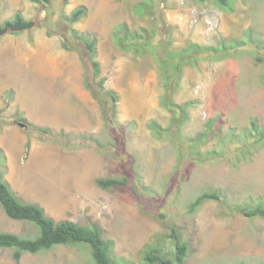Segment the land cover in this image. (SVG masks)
I'll list each match as a JSON object with an SVG mask.
<instances>
[{
    "label": "rangeland",
    "instance_id": "obj_1",
    "mask_svg": "<svg viewBox=\"0 0 264 264\" xmlns=\"http://www.w3.org/2000/svg\"><path fill=\"white\" fill-rule=\"evenodd\" d=\"M17 14L34 26L0 35V173L14 194L55 221L99 225L115 264H147L150 245L172 259L173 229L182 264H264V219L231 211L264 204V146L243 155L236 143L250 119L264 126V0H0L1 27ZM72 32L95 40L100 100L114 92L115 108L86 89L91 66ZM136 33L152 48L125 51L118 39ZM193 44L209 49L184 54ZM167 55L179 64L169 87ZM165 99L187 107L181 126ZM110 178L126 182L96 184ZM203 192L219 199L189 212ZM0 232L35 227L0 207ZM12 253L0 248V264H96L88 244Z\"/></svg>",
    "mask_w": 264,
    "mask_h": 264
},
{
    "label": "trees",
    "instance_id": "obj_2",
    "mask_svg": "<svg viewBox=\"0 0 264 264\" xmlns=\"http://www.w3.org/2000/svg\"><path fill=\"white\" fill-rule=\"evenodd\" d=\"M198 3H204L207 0H194ZM227 0H216L220 7L226 5ZM30 2L38 3L39 0H30ZM138 9V8H137ZM144 12V11H140ZM85 14L84 7H77L71 14L68 15L67 21L69 23H75L80 20ZM23 20L22 17L17 14L13 22ZM9 23V22H7ZM124 29V28H123ZM156 29V30H155ZM152 36L157 31V27L152 28ZM74 38L83 44L84 49L87 53L88 60L91 66L92 78L90 82L85 84L86 89H88L96 100L102 111L104 110L105 97L111 99L112 108H115L117 103V96L114 92H108L109 98L105 95L100 100V94H102L104 89V78L101 75L100 63L97 60L96 52V42L94 39H90L85 35H78L72 32ZM150 37H145L136 33L134 36H123L122 39H118L120 43L125 46V51H133V53L143 52L150 46L152 48V39ZM65 41L62 38V42ZM67 47V46H65ZM205 48L203 50H208ZM198 51L199 46L193 44L189 46L186 52ZM212 52L218 53L217 49H210ZM183 56V55H182ZM172 67L177 68L179 64L175 63V59L171 55H167V59L160 63V68L165 85L169 87V83L174 73ZM164 106L173 113V123L175 125L181 126L186 120V109L184 105L178 106L173 105L171 102H166L164 100ZM180 114V117H179ZM264 122V119H263ZM212 123V122H211ZM213 125H208L207 130L212 131ZM198 139H202L200 136ZM198 141L194 140L192 144H197ZM240 145V149L243 155H248L253 149H256L257 145L264 146V126L260 127L256 120L250 119L248 121V128L243 132L242 136H238L237 142ZM0 159H3V155L0 151ZM125 179H98L96 184L103 188L109 189L115 186L124 185ZM219 195L215 192H203L199 194L188 206L189 212H195L199 207L208 200H218ZM0 207L6 217L15 221H22L29 223L35 227V235L33 237H22L10 232H0V248L11 249L13 251L12 256L15 261H18L21 256L25 253L28 254H38L45 251H50L56 246H77L88 244L91 248V257L96 264H115L112 251L113 243L107 240L103 236V230L99 225H81L69 220L55 221L51 217L45 214L42 207L34 203L22 202L12 191L10 185L3 179V175L0 173ZM236 212L246 218H262L264 219V204H256L253 207H234L231 211ZM169 238H173V258H167L165 251V246L162 248H154L151 245L146 250L143 261L147 264H182L187 255V245L180 241L178 234L173 229L172 232L168 234Z\"/></svg>",
    "mask_w": 264,
    "mask_h": 264
},
{
    "label": "water",
    "instance_id": "obj_3",
    "mask_svg": "<svg viewBox=\"0 0 264 264\" xmlns=\"http://www.w3.org/2000/svg\"><path fill=\"white\" fill-rule=\"evenodd\" d=\"M49 0H41L44 4H47ZM34 26V22L32 21H15L13 23H7L3 27H0V35H4L8 32H21L25 30H29ZM20 126H24L23 124H19Z\"/></svg>",
    "mask_w": 264,
    "mask_h": 264
},
{
    "label": "clouds",
    "instance_id": "obj_4",
    "mask_svg": "<svg viewBox=\"0 0 264 264\" xmlns=\"http://www.w3.org/2000/svg\"><path fill=\"white\" fill-rule=\"evenodd\" d=\"M21 21H24V20H21ZM26 22H28V21H26ZM33 22V21H32ZM7 24V23H6ZM1 27V26H0ZM3 27V26H2ZM26 31V30H25Z\"/></svg>",
    "mask_w": 264,
    "mask_h": 264
}]
</instances>
